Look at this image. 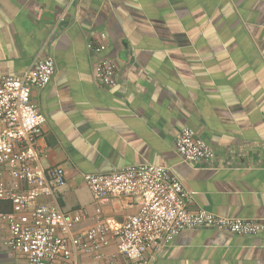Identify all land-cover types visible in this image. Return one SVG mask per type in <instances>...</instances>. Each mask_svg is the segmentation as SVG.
Returning a JSON list of instances; mask_svg holds the SVG:
<instances>
[{
    "label": "crops",
    "instance_id": "0c3cea01",
    "mask_svg": "<svg viewBox=\"0 0 264 264\" xmlns=\"http://www.w3.org/2000/svg\"><path fill=\"white\" fill-rule=\"evenodd\" d=\"M103 33L106 49L86 43ZM55 71L30 98L45 121L40 162L60 167L65 183L38 203L79 209L120 224L138 198L94 201L83 175L150 163L175 176L188 209L264 224V0H0V77L19 75L39 58ZM101 58L116 63L115 84L94 79ZM189 127L212 157L187 162L174 139ZM3 180L13 179L3 171ZM11 211L0 200V213ZM99 215V216H98ZM0 227V264H27L9 250ZM81 264H127L117 241L78 250ZM146 264H264V230L227 234L208 227L181 230L149 247ZM54 264H71L57 260Z\"/></svg>",
    "mask_w": 264,
    "mask_h": 264
},
{
    "label": "built area",
    "instance_id": "2783aa9c",
    "mask_svg": "<svg viewBox=\"0 0 264 264\" xmlns=\"http://www.w3.org/2000/svg\"><path fill=\"white\" fill-rule=\"evenodd\" d=\"M105 39V34L100 33L86 46L101 53L106 49ZM115 68L114 60L99 59L94 79L113 86ZM54 71V60L45 57L19 75L0 77V200L11 203V211L0 213V227L8 228L7 248L23 254L27 264H54L57 260L81 264L77 251L99 249L108 243V234L117 241L118 252L127 264H146L149 247L168 244L186 228L208 227L247 236L264 230V224L253 219L188 209L190 195L182 183L164 167L144 163L84 173V182L98 204V214L100 205L110 198L136 197L139 209L120 224L98 217L84 233H73L74 225L83 221L87 213L37 201L40 196L53 197L54 191L65 183L62 168H45L40 162L39 141L45 118L30 98L32 87L45 86ZM174 147L187 162L212 157L211 148L189 127L179 130ZM5 167L13 179L9 184L3 180Z\"/></svg>",
    "mask_w": 264,
    "mask_h": 264
}]
</instances>
